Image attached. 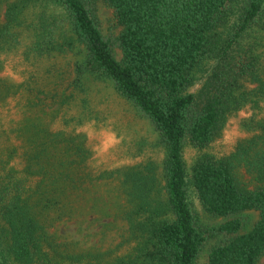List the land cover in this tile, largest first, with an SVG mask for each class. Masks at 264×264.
<instances>
[{"label": "trees", "instance_id": "trees-1", "mask_svg": "<svg viewBox=\"0 0 264 264\" xmlns=\"http://www.w3.org/2000/svg\"><path fill=\"white\" fill-rule=\"evenodd\" d=\"M104 4L122 28L116 38L103 34L96 0H0V264L68 262L39 223L43 211L69 188L120 176L132 255L115 264H199L211 231L200 223L194 197L224 219L215 229L223 241L206 264H258L264 0ZM199 73L204 79L193 91ZM95 83H105L122 112L92 104ZM132 115L150 135L131 138L128 147L124 121ZM111 118L121 140L111 153L133 163L97 172L88 136L75 127ZM190 147L199 151L191 167ZM157 150L160 161L148 154ZM241 170L253 176L252 186ZM249 211L259 216L245 230L240 215Z\"/></svg>", "mask_w": 264, "mask_h": 264}, {"label": "rangeland", "instance_id": "rangeland-1", "mask_svg": "<svg viewBox=\"0 0 264 264\" xmlns=\"http://www.w3.org/2000/svg\"><path fill=\"white\" fill-rule=\"evenodd\" d=\"M96 1L98 3L96 12L103 34L106 37H118L122 28L117 26L113 10L104 4V0ZM114 51L116 58L120 60L122 58L120 48L115 47ZM67 58L68 60L64 59L62 68L65 67V62L71 60L70 55ZM202 74L199 73L197 84L192 87L193 91L200 87L204 79ZM104 84H94L93 88H100V91L96 92L92 104H98L101 108H110L115 114L122 112V104L114 95H109ZM80 111L79 108H73L70 114L78 115ZM80 116L86 118V113L81 112ZM114 120L115 118H111L103 124H95V121H90L75 127L77 133H85L88 136V145L93 150L92 155H89L92 157V165L97 172L133 163L128 157L118 160L111 153V149L115 150L118 146L113 143L121 141L117 138L119 133L117 129L120 127H116ZM124 124L131 129L125 127L129 136L126 143L128 147L131 145V138L134 140L150 135L149 126L134 115L127 118ZM233 136L234 134H231L230 137ZM223 141L224 139L220 143ZM215 147L216 150L221 149V146ZM198 152L191 147L186 149L185 157L189 167L193 165ZM148 154L157 161H160L163 156V152L159 150ZM240 175L245 184L251 186L254 184L253 176L245 170H241ZM122 180L123 177L120 176L116 179H103L69 188L67 196L62 202L43 211L44 221L39 223L49 234L55 248L66 259H69L70 264H115L119 261H126L132 255L131 246L128 243L131 236L130 223L125 218L128 203L120 188ZM193 201L200 223L211 231L210 238L199 260V264H206V258L211 248L223 241L222 236L215 229L224 219L207 214L195 197ZM258 216V213L254 211L240 215L246 225L245 230H249L257 222ZM71 256H77L80 260H74ZM68 262L63 261L62 264ZM258 264H264V255Z\"/></svg>", "mask_w": 264, "mask_h": 264}]
</instances>
